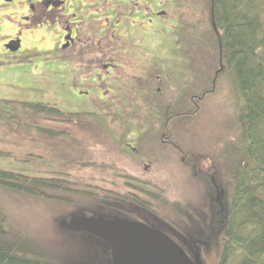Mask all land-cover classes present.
Masks as SVG:
<instances>
[{
	"label": "rangeland",
	"instance_id": "1",
	"mask_svg": "<svg viewBox=\"0 0 264 264\" xmlns=\"http://www.w3.org/2000/svg\"><path fill=\"white\" fill-rule=\"evenodd\" d=\"M143 2L164 12L155 16L150 26H144L148 41L159 29L158 43L140 48L157 53L149 59L154 68L151 74L137 75L133 85L127 78L134 75H111L108 83L99 84L96 75H92L97 69L85 70L86 65L78 64L74 74L67 70V75H53L55 86L50 91L39 87L28 94L20 91L12 97H1L15 102L0 100V167L64 180L58 184L74 190L70 195L73 201L68 203L0 188V204L9 213L10 221L24 223L31 233L37 234L53 261L113 264L110 246L73 228V217H138L172 231L201 264H218L220 260V222L211 214L212 199L215 192H222L221 209L226 206L234 170L228 147L235 142L238 105L243 101L235 96L231 75L216 74L220 55L209 0ZM143 2L138 0L136 11L144 10ZM6 3L0 5V15L10 17V22L0 23V61L29 57L37 64L46 55L37 46H48L50 41L35 34L15 13L11 14L10 4L14 1ZM7 29L20 34L21 47L15 52L3 49ZM56 41L49 55L57 62L47 66L53 71L62 68L60 63L72 61ZM66 65L68 68L72 64ZM124 65L122 69L129 74L140 70L136 58ZM86 71L91 75H85ZM206 90L213 92L199 100ZM17 102H48L65 113L86 114L71 123L51 122L47 116ZM183 109L190 110V119H185L189 121L183 122L174 114ZM167 119L179 150L159 149L157 153L156 136L159 138L164 131ZM132 124H145L149 132L134 128L129 135L127 129ZM40 127L61 133L54 136ZM127 135L133 139L128 141H134L145 155L151 153L152 158L127 155L123 150ZM149 162L146 169L144 164ZM134 182L144 185L139 197L146 203L141 206L130 201L132 192H136L130 186ZM75 190H85L90 195L84 198Z\"/></svg>",
	"mask_w": 264,
	"mask_h": 264
},
{
	"label": "trees",
	"instance_id": "2",
	"mask_svg": "<svg viewBox=\"0 0 264 264\" xmlns=\"http://www.w3.org/2000/svg\"><path fill=\"white\" fill-rule=\"evenodd\" d=\"M208 5L212 25L216 24V29H212L220 55L216 74H230L235 96L243 101L238 105L235 142L228 147L234 170L232 186L225 198L226 206L222 205L221 209L222 192H215L212 199L211 214L220 222L222 241L218 264H264V0H209ZM212 92L204 91L199 100ZM20 104L32 108L38 115L47 116L51 122L71 123L75 117L86 114L65 113L48 102ZM45 131L54 136L61 133L52 129ZM63 181L0 167L2 189L30 197L72 202L70 195L74 190L58 184ZM136 184H129L136 190L130 201L141 206L146 203L139 197L144 185ZM63 191L67 194L63 195ZM75 191L84 198L90 195L82 190ZM40 242V237L31 233L26 224L11 222L9 213L0 204V264H63L51 260Z\"/></svg>",
	"mask_w": 264,
	"mask_h": 264
},
{
	"label": "flooded vegetation",
	"instance_id": "3",
	"mask_svg": "<svg viewBox=\"0 0 264 264\" xmlns=\"http://www.w3.org/2000/svg\"><path fill=\"white\" fill-rule=\"evenodd\" d=\"M139 1L143 2V0ZM19 4L27 5L21 18L27 26L32 28L33 26L41 27L45 24L59 25L61 36L59 45L62 46L60 50L63 51L66 58L72 60L70 62L66 61V63L72 64L67 68L71 74L75 73L74 68L78 64L86 65L85 70L92 69V67L97 69L98 72H94L92 75H97L99 84L103 81L108 83L111 75H134L127 78L128 82L133 85L137 82V75H149L154 70L150 60L157 53L154 50V52L149 53L146 49L142 50L140 48L148 47L147 45L144 47V44L156 45L158 43L159 29L157 34L148 41L144 26H150L155 16L163 14L159 8L148 7L143 2L142 7H144V10L139 9L136 11L138 0H19ZM18 35L17 33L14 38H17ZM92 41L93 43L89 45L88 42ZM44 53L46 55L43 58L50 59V49L45 50ZM63 53L58 57L61 58ZM133 58L138 59L140 70L129 74L122 68H125L124 64H128ZM99 64L100 68L97 67ZM85 75L89 76L91 74L86 71ZM174 114L178 118H182L183 122L189 121L185 119H190V110L188 109H183ZM177 127L178 124L174 129ZM134 128L149 132V126L145 124H132V127L127 129L129 135ZM173 131L170 119H167L164 131L159 138L156 136L157 153L159 149L179 150L178 143L173 138ZM124 139L123 150L127 155H142L148 157V159L152 158L151 153L145 155L141 149L135 146L134 141H128L132 139L128 135ZM144 165L148 169L150 162ZM135 220L150 224L138 217ZM160 230L177 242L190 256L189 250L180 244L179 237L176 234L172 231L167 232V229Z\"/></svg>",
	"mask_w": 264,
	"mask_h": 264
},
{
	"label": "water",
	"instance_id": "4",
	"mask_svg": "<svg viewBox=\"0 0 264 264\" xmlns=\"http://www.w3.org/2000/svg\"><path fill=\"white\" fill-rule=\"evenodd\" d=\"M5 47L15 52L21 41L17 38ZM70 225L108 243L113 264H201L199 260L193 261L167 234L140 221L74 217Z\"/></svg>",
	"mask_w": 264,
	"mask_h": 264
},
{
	"label": "crops",
	"instance_id": "5",
	"mask_svg": "<svg viewBox=\"0 0 264 264\" xmlns=\"http://www.w3.org/2000/svg\"><path fill=\"white\" fill-rule=\"evenodd\" d=\"M6 2V0H0V5L5 6V4L7 5ZM10 5L11 14L15 13L21 19L24 15L27 5H20L19 1L16 0ZM9 18L10 17L8 16L0 15V23H2L3 25H7L10 22ZM32 28L35 34L42 35L46 40L50 41V44L48 46H37L40 53H44L45 50L55 48L57 42L56 40H58L59 42L61 38L60 28L58 24H54L53 26L45 24L41 27L33 26ZM16 34L17 33H15V30L7 29V31L3 35V39H6L5 43L14 38ZM3 49H5L4 45ZM3 54L5 55V53ZM7 57L10 58L9 56ZM54 62H57V60L51 58L40 59L39 61H37V64L28 60H13L12 58L11 60L6 61V58H4L2 61H0V98L3 96H5L3 98H6V96L12 97L20 91L28 94L29 92H34L35 89L39 87H44L47 89V91H50L55 86L56 79L53 80V75H67L66 63H60L62 65V68H54V71L48 70L47 66ZM95 77L97 78V76ZM80 79L83 80V76H80Z\"/></svg>",
	"mask_w": 264,
	"mask_h": 264
}]
</instances>
